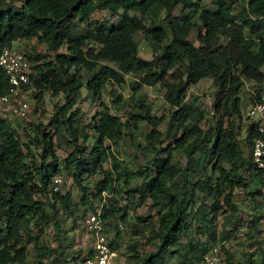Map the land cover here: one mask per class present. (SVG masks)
Wrapping results in <instances>:
<instances>
[{
    "label": "trees",
    "instance_id": "trees-1",
    "mask_svg": "<svg viewBox=\"0 0 264 264\" xmlns=\"http://www.w3.org/2000/svg\"><path fill=\"white\" fill-rule=\"evenodd\" d=\"M102 11L117 20L96 18ZM140 31L152 58L140 55ZM23 39L46 47L23 51L31 62L26 89L38 91L40 100L45 93L59 97L50 115L59 127L52 131L29 116L14 124L0 115V264H31L30 244L40 259L56 253L52 263L67 264L61 244L68 233L65 222L75 223L88 210H100L118 250L132 205L145 202L156 209L157 221L139 216L130 229L136 236L149 233L156 247L141 253L139 240L130 243L129 264H202L216 245L223 248L225 264H236L227 242L242 222L238 189L248 192L251 206L247 262L264 264V168L253 157L255 140L264 133L258 119L244 114L240 95L245 80L264 83V0H0V50ZM126 74L135 77L134 93L161 83L169 114L158 116L141 100L143 112H131L124 121L117 114L121 93L113 99L116 110L104 103L107 86L122 84ZM205 78L216 86L214 113L226 116L208 127L200 107L186 100L189 87ZM8 87L0 66V96ZM84 88L103 105L92 118V133L78 105ZM261 95H252V103ZM140 119L152 127L143 136L154 158L134 166L121 160L112 144L119 146L129 122ZM59 149L68 155L62 158ZM56 177L62 179L58 190ZM63 178L71 181L66 192ZM49 226L57 247L35 233ZM91 252L92 247L81 264Z\"/></svg>",
    "mask_w": 264,
    "mask_h": 264
},
{
    "label": "rangeland",
    "instance_id": "rangeland-1",
    "mask_svg": "<svg viewBox=\"0 0 264 264\" xmlns=\"http://www.w3.org/2000/svg\"><path fill=\"white\" fill-rule=\"evenodd\" d=\"M95 17L101 20H117V18L115 16H112L108 11L97 12L95 14ZM196 37L197 31L194 30L192 32L191 38L196 41ZM136 40L139 46L140 55L145 58H152V47L149 42L146 41L143 37L142 31L137 33ZM35 46L39 49V51L46 50V47L44 45H38L35 39L19 40L16 41L14 45V47L21 51H26L27 49H31ZM101 63H107L116 67V65L107 61H102ZM134 79L135 77L133 75L126 74L125 80L122 84H117L115 86L109 84L103 94L104 103L108 104L113 110H116V107L119 106V111L117 112V114L120 115V117L124 121L129 118V114L131 112L135 114L143 112V106L139 104L141 100H144L146 103L152 105L153 112L158 116H167L170 111V105L165 100V88L163 87V85L161 83L155 86L145 85L138 93H134L131 87V82L134 81ZM37 92L34 89H30L28 91V99L30 101L32 109H36L34 113H32L31 110L29 119L30 121H38L41 119L48 124V129L54 131L59 126L50 120V115L53 112V105L59 99V97H53L49 93H45L43 94V99L40 100L36 97ZM258 92L262 94L264 93V83H260L254 80L244 81V87L240 95L244 104L245 115L249 114V108L252 104L251 96H255ZM116 93H121L123 95V100L118 106L113 102ZM215 93L216 86L212 78H205L198 83L191 85L187 92V102L194 106L198 105L205 116V119L202 122V125L204 127L215 125L220 117L226 118L223 111L217 114L218 116L214 113ZM78 105L81 106L86 112V118L84 119L86 130L89 133H92V118L101 113V111L103 110V105L100 100H93L92 98H88L87 90L85 88L82 90V98ZM7 117L11 121H13L14 124H16L17 121L25 122L14 115H8ZM151 128L152 127L147 123V121L143 119L138 120L137 123H135L134 121L129 122V125L124 130L125 134L122 141L120 142V145L117 146L112 144L113 149L118 153L121 160L134 166H137L138 164L148 165L151 163L154 155L146 150L145 146L147 145V142L143 136V132H148L151 130ZM160 129L162 131H165L166 122H163L160 125ZM166 143L167 140H165V144ZM59 154L62 158H65L68 155V150L59 149ZM175 157L176 159H184V157L181 156L180 153H175ZM109 166L110 163H106V167ZM139 180V178L135 179L136 182H138ZM63 181L64 182L62 184L61 191L66 192L70 188L71 181L67 180V182H65L64 178ZM73 191L75 200H77V189L74 187ZM247 193L248 192L242 189L237 190V199L239 204L243 208V212L241 213L242 222L235 239L227 242V247L231 251L235 252L236 264H248L247 259L252 252V249L248 245V239L245 234L247 226L246 222L249 219L251 213V206H249L250 198ZM121 202L125 203L126 200H121ZM95 205L97 208L101 207L100 202H96ZM91 212L92 210H88L85 214L81 213L75 223H73L72 219H69L65 222L64 228L68 230V233L67 238L64 239L61 244L65 249V256H67L68 258L67 264H81L82 257L92 247V238L87 232V217ZM139 216H142L144 218L148 217L150 220H154V222L157 221V211L155 208H152L150 206L149 202H145L141 205H132L130 209V223H132L133 221H137ZM130 223L124 224V226L120 228L121 246L118 249V264H129L127 260L129 245L135 240H139L141 242V247L139 249L141 253L152 251L156 247L155 242L148 238L149 233H146L142 236L134 235L130 229ZM35 233L37 236H39L40 234L42 235V243L50 245L51 247H57V234L52 226H49L43 233L39 232L38 229H35ZM108 234L113 240V238L115 237V232H110ZM55 257H57V254L53 253L48 257L40 259L35 254L34 244L29 245V259L31 264H53L52 261ZM259 257L260 256L258 253L254 255V258L256 259H259ZM174 261L175 259L172 258L169 260V263H173Z\"/></svg>",
    "mask_w": 264,
    "mask_h": 264
},
{
    "label": "built area",
    "instance_id": "built-area-1",
    "mask_svg": "<svg viewBox=\"0 0 264 264\" xmlns=\"http://www.w3.org/2000/svg\"><path fill=\"white\" fill-rule=\"evenodd\" d=\"M0 66L9 77V87L0 96V115L28 117L32 108L26 89L30 79V60L16 47H5L0 50ZM249 115L259 120V130L264 133V94L251 104ZM253 157L257 166L264 168V137L255 140ZM61 181L60 177L55 178L54 190L60 188ZM87 232L92 238V252L86 256L83 264H118L119 252L113 248L112 239L105 231L100 210L88 215ZM202 264H225V253L221 245L207 251Z\"/></svg>",
    "mask_w": 264,
    "mask_h": 264
}]
</instances>
